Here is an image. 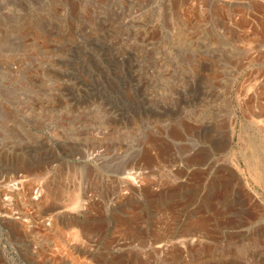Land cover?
<instances>
[{"label":"rangeland","instance_id":"374dc122","mask_svg":"<svg viewBox=\"0 0 264 264\" xmlns=\"http://www.w3.org/2000/svg\"><path fill=\"white\" fill-rule=\"evenodd\" d=\"M0 264H264V0H0Z\"/></svg>","mask_w":264,"mask_h":264},{"label":"bare ground","instance_id":"6f19581e","mask_svg":"<svg viewBox=\"0 0 264 264\" xmlns=\"http://www.w3.org/2000/svg\"><path fill=\"white\" fill-rule=\"evenodd\" d=\"M75 198H77V197H75ZM74 204H75L76 206L79 205V198L75 199Z\"/></svg>","mask_w":264,"mask_h":264}]
</instances>
